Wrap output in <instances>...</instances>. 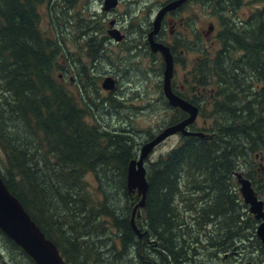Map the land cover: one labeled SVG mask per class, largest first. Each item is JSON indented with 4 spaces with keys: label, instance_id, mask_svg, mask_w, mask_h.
<instances>
[{
    "label": "trees",
    "instance_id": "16d2710c",
    "mask_svg": "<svg viewBox=\"0 0 264 264\" xmlns=\"http://www.w3.org/2000/svg\"><path fill=\"white\" fill-rule=\"evenodd\" d=\"M64 1L0 0V177L10 194L67 264H130V255L138 264H202L195 261L202 251L241 257L237 264H264L258 223L234 177L239 170L264 201V169L254 168L264 152V15L257 9L244 22L219 15L218 44L195 60L187 94L175 91L198 107L202 131L195 123L189 128L202 136L181 135L174 148L146 161L148 189L134 216L144 233L139 239L130 220L141 198L128 190L126 175L142 132L131 121L130 128L96 121L105 106L106 115L120 112L93 93L94 79L80 60L74 70L81 97L61 82L67 51L60 30L72 29L64 14L77 5L72 0L66 8ZM215 2L222 14V0ZM43 5L48 29L37 11ZM88 48L100 66L104 51ZM161 96L175 112L166 126L187 117ZM0 247L3 264H18L16 258L34 264L1 232ZM147 251L156 257L143 258Z\"/></svg>",
    "mask_w": 264,
    "mask_h": 264
},
{
    "label": "rangeland",
    "instance_id": "374dc122",
    "mask_svg": "<svg viewBox=\"0 0 264 264\" xmlns=\"http://www.w3.org/2000/svg\"><path fill=\"white\" fill-rule=\"evenodd\" d=\"M162 1L164 2L165 0ZM224 1L226 2L228 0H222L220 6L223 12L222 14H218L215 11V8L217 7L216 2L211 1L210 4H206L208 0H192V2L187 5L186 10L183 13L181 12L178 14L177 20L175 16L172 18L170 17L172 20L169 18L168 21L163 25L165 36H161V39L167 45L174 47L178 53L177 55H174L175 62L172 83L173 87L180 93L187 94L188 88L193 86L194 78L191 76L193 72L192 67L194 66L195 60H198L203 48H207L205 51L208 52L214 45L218 44L217 35L221 31V27L218 25V16L225 15L228 17L229 15L225 7H223ZM245 1L246 3L250 2V0ZM76 3L77 5H75L72 10L73 13L71 11L70 13L68 12V17H66L68 22L67 25H69V27L72 29L69 31L60 30V32H64L62 35H64L66 39L65 49L67 51V58L64 64L66 66H64L66 68L65 76L62 77L61 72H59L57 75H59L61 82L64 83L73 93L72 95L76 98L79 97V94H81V89L79 90V88H77L79 85L76 83H79L80 86L81 83L75 76L76 72L74 70V64L77 63V60H80L79 63L85 65L89 69L90 76L92 79H94V84L92 86L90 85V89L93 91V93L95 91L98 92L99 98L102 100L106 99L109 103L108 105L118 106V112H120V114L111 112L112 115H106L104 111L107 110L109 106H105L104 110L102 108V110L99 109L96 111V121L102 126L111 124L112 126L117 125L124 127V125H126L129 128L131 121L133 128L142 132L141 135L138 136L139 144L142 146L147 140H149L147 132H149L148 134L152 133L153 136L157 135L160 131L167 127L166 125L170 123L171 119L175 116V112L167 110L161 101L162 73L164 69L161 55L159 53L155 54L150 52L145 40L144 32H142L141 36L137 34L140 30H142L143 26L148 25L149 22L153 21V17H155L154 14L157 9V1L133 0L129 10L130 36L127 38V40H124L125 43H123V41L119 45L116 44V42L111 37H108V40L111 41L107 43V46L105 47L106 49L101 55L100 66L99 63L97 64L92 62L88 57V45L91 43H89L88 40L83 41V38H81L82 40L79 39V25H85L81 24L83 22H80L82 19L80 17H83L86 22H91L95 19V16H93L91 13L100 12V15L102 14L100 11L102 7L101 2L94 1L89 3L88 0H77ZM70 5L71 3L69 6ZM258 5V0H253L252 4L247 6L250 7L249 9H253ZM126 7V4L119 5L116 11L120 13L125 12L127 11ZM37 11L41 17V28H50L48 24V9L46 5L39 6ZM241 12L242 11L239 12L240 16ZM71 13L73 14L72 17ZM77 13L80 14V17H77ZM107 13L108 14L104 17L100 16L101 18H104V20H102L103 27H108V20H116L114 17L116 12L111 11ZM166 19L167 18H165L164 21H166ZM173 20H175L172 24V26H174L175 32L170 34L169 27L171 24L169 22ZM96 22L97 27L99 28L101 22L99 20H96ZM126 23L127 19L124 25ZM56 25L57 24H55V26ZM210 27H212V31L208 32ZM196 29L202 34H198ZM66 30L68 29L66 28ZM143 30H145V28ZM120 31L123 32V29L121 28ZM191 31L195 32L199 36H192ZM98 38H100V36ZM192 40L194 41L197 49L193 53H189L186 46H189ZM187 41L190 42L187 43ZM105 77H112L114 80L115 85L113 91H104L102 89L101 84ZM81 104L82 103H80V105ZM110 109L113 110L112 108ZM98 114L101 115L98 116ZM87 122L89 124H94V122L89 119ZM195 125L196 128L202 131L201 128H203L202 126L204 125V122L201 118H199V116L197 117ZM180 137V134H175L169 137L166 141L154 149L148 159L150 161H154L158 156L167 153L169 150L179 144ZM263 157L264 152H262V155H260L259 158L257 157V159L254 160V168H264ZM245 167L249 168V165H246ZM236 173H240V171L238 170ZM88 179L90 180V177H88ZM236 187L237 191L239 192V186L236 185ZM88 241L90 242L91 240L88 239ZM0 250H2L1 247ZM98 251L104 253V249H99ZM147 252L145 255H143V258L147 257L148 260L149 258L154 259L156 257L150 253L151 251ZM211 252L202 251L200 254L202 258H198L195 261L200 263L202 260V262H204L202 264H237V262H240L241 260V257L227 259V256H224L223 259L222 255H220L219 258L215 260L211 255ZM4 256V261L7 262L9 257L6 256L5 253ZM16 262L18 264H23V259L16 258ZM0 264H3L1 260ZM9 264L13 263L10 262ZM130 264H138V260L135 257L131 258V255Z\"/></svg>",
    "mask_w": 264,
    "mask_h": 264
},
{
    "label": "water",
    "instance_id": "95a60500",
    "mask_svg": "<svg viewBox=\"0 0 264 264\" xmlns=\"http://www.w3.org/2000/svg\"><path fill=\"white\" fill-rule=\"evenodd\" d=\"M181 1L168 4L163 8L153 22L154 30L149 34L150 49L154 53H159L164 62L162 93L173 108H178L187 114V117L175 124L169 125L155 135L152 139L146 141L140 148L137 158L132 160L127 167V187L129 191H135L141 198L140 202L133 208L130 220L132 230L139 239L144 237L134 224L135 212L138 208H142L146 192L148 189L146 180V161L152 154L154 149L166 141L169 137L180 134L182 136H199L197 132H191L188 127L191 126L198 115V108L189 102L183 100L173 93L171 87V79L173 77V58L169 48L160 43L153 41V35L159 29L161 19L166 10L173 9L180 5ZM115 0H105V10L109 6H114ZM110 36L116 41L120 38L116 32L110 31ZM114 80L106 77L101 87L104 91L114 90ZM237 184L239 185V193L243 203L248 207L250 215H252L259 225L256 229V236L264 246V202L260 200L256 192L253 190L249 179L241 174H235ZM0 232L9 240L13 241L33 262L34 264H67L61 257L55 244L47 239L40 228L30 218L24 210L22 204L8 191L2 178L0 177Z\"/></svg>",
    "mask_w": 264,
    "mask_h": 264
},
{
    "label": "flooded vegetation",
    "instance_id": "af4514ba",
    "mask_svg": "<svg viewBox=\"0 0 264 264\" xmlns=\"http://www.w3.org/2000/svg\"><path fill=\"white\" fill-rule=\"evenodd\" d=\"M94 1H100L101 2V9L100 11L102 12V14L100 15V12L99 13H91L93 16H95L94 20H92L91 22H88V23H83L85 25H79L80 29H79V39H81V36L84 37L85 39L87 40H94L93 41H90V43L94 46V49L92 48V50H100V52H103L107 46V43L110 42L111 40H108V37H111L110 36V31H113V32H116L117 33V36H119L120 40L119 41H116L114 38H112L116 44H121L124 40H127V38L130 36V7L133 3V0H115V5L114 6H109L108 9L105 10V0H88V2H94ZM157 1V9H156V12L154 14L155 17H153V21L155 20V18L157 17V15L159 14V12L165 8L168 4L170 3H174V2H178V1H181L180 5H178L177 7L173 8V9H169V10H166L163 14V18L161 19V22H160V25H159V29L158 31L156 32L155 35H153V41L156 42V43H160L164 46H167L169 48V51H170V54L173 58V62H175V58H174V55L172 54V49L174 51L175 48L174 47H171L170 45H167L162 39H161V36L164 37L165 36V32H164V29H163V25L165 22L168 21V19L173 16L176 17V20H177V16L178 14H180L181 12L183 13L186 8H187V5H189L192 0H165L164 2L162 0H155ZM213 1L215 2L216 0H208V2L206 4H210V2ZM72 2V0H65L64 1V4H66V8L69 7V4ZM80 2V1H79ZM253 0H250L249 3H246L245 0H228V1H224L223 2V7H225L227 13L229 14L228 15V18L230 20H237L238 22H244L246 20H248L249 16L251 14H253L257 9H258V13L259 14H262L264 15V0H258V6H255L253 9H249L250 7H248L250 4H252ZM203 3V1H202ZM123 4H126V10L125 12H117L116 9L117 7H119V5H123ZM248 5V6H247ZM261 6V7H260ZM259 7V8H258ZM111 11H114L116 12L114 17L115 19L117 20H111L107 22V26H102V20H104V18H101L100 16H106L108 13L107 12H111ZM241 12V16L239 15V12ZM65 17H68V13H65L64 14ZM166 19V21H164ZM170 18V20H172ZM127 19V23L124 25L125 21ZM96 20H99L101 22L100 24V29L97 27V22ZM153 21L152 22H149L148 25H146L145 27V30H143V32L145 33V40L147 42V45L150 49V44H149V34L154 30V27H153ZM175 20L173 21H170L169 23L171 24V26L169 27V30H170V34H173L175 32V29H174V26H172V24L174 23ZM118 22V23H117ZM82 24V23H81ZM118 26V27H117ZM123 29V32L120 31V29ZM99 30V36H100V41L101 40H104V44H100L98 42V40L95 38V34L98 32ZM197 33L198 34H202L201 32H199L197 29H196ZM212 31V27H210L208 29V32H211ZM191 34L192 36L196 37L195 35L199 36L198 34H196L195 32L191 31ZM205 35V33H204ZM190 41H187V43H189ZM125 43V41L123 42ZM187 49H188V52L189 53H193L197 48L194 44V41L192 40L191 41V44L189 46H186ZM150 52L151 53H154L151 51L150 49ZM156 54V53H155ZM102 55V54H101ZM163 75V73H162ZM112 78V77H111ZM105 79V78H104ZM173 79V77H172ZM171 79V87H172V91L176 94V89L173 87V81ZM161 93H162V90H161ZM163 95V93H162ZM163 98L165 99L164 95H163ZM264 169V168H262ZM214 257V256H213ZM214 259L216 260L217 258L214 257ZM229 259V257L227 258Z\"/></svg>",
    "mask_w": 264,
    "mask_h": 264
}]
</instances>
